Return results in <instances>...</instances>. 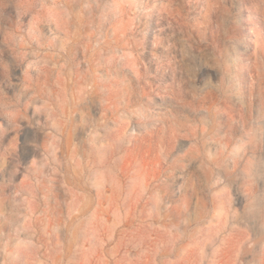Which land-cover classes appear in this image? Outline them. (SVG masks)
Wrapping results in <instances>:
<instances>
[{
  "label": "rangeland",
  "instance_id": "374dc122",
  "mask_svg": "<svg viewBox=\"0 0 264 264\" xmlns=\"http://www.w3.org/2000/svg\"><path fill=\"white\" fill-rule=\"evenodd\" d=\"M0 264H264V0H0Z\"/></svg>",
  "mask_w": 264,
  "mask_h": 264
}]
</instances>
